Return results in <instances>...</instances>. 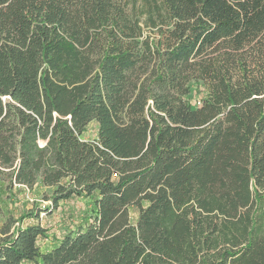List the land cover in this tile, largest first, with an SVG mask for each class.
Returning a JSON list of instances; mask_svg holds the SVG:
<instances>
[{"label": "trees", "instance_id": "16d2710c", "mask_svg": "<svg viewBox=\"0 0 264 264\" xmlns=\"http://www.w3.org/2000/svg\"><path fill=\"white\" fill-rule=\"evenodd\" d=\"M38 187L0 264H264V0H0V198Z\"/></svg>", "mask_w": 264, "mask_h": 264}, {"label": "rangeland", "instance_id": "374dc122", "mask_svg": "<svg viewBox=\"0 0 264 264\" xmlns=\"http://www.w3.org/2000/svg\"><path fill=\"white\" fill-rule=\"evenodd\" d=\"M191 102L195 103L197 100H200L202 93L198 92L195 88H191ZM93 125H90L88 132L86 134V136L92 137L94 135L93 132ZM42 190H48V189H42L40 187L35 188L33 191L31 192H23V191H19V193L17 194L18 198L15 199L14 201H9L8 197L5 195L4 192L1 193V198H0V221L3 220L5 218V216L7 215L8 211L9 212H13V214H16L17 209L22 205V204H27V208H30L32 206V204H39V206L41 207H45L47 205H50L51 202L50 201H45L41 198V194H42ZM71 205V209L78 211L74 212V216H76V214H79V208H81L82 203L78 202L75 205L74 204H70ZM41 216L43 217L42 222L45 224V226H47L48 228V234L49 237L48 238H43L41 240L42 243H50V241L52 240L51 238H60L69 228H72L71 225H73L74 221L78 222L79 220V216L77 217H73L74 219L71 220L68 216L64 215V213L62 211H60V209H56L55 211H53V213L49 214H41ZM71 224V225H70Z\"/></svg>", "mask_w": 264, "mask_h": 264}, {"label": "built area", "instance_id": "2783aa9c", "mask_svg": "<svg viewBox=\"0 0 264 264\" xmlns=\"http://www.w3.org/2000/svg\"><path fill=\"white\" fill-rule=\"evenodd\" d=\"M199 102H200V101H199V100H197V101L195 102V104H199ZM42 214H43V213H42Z\"/></svg>", "mask_w": 264, "mask_h": 264}]
</instances>
